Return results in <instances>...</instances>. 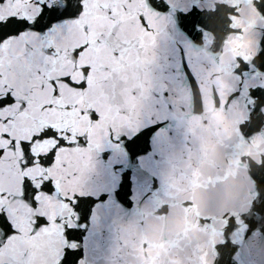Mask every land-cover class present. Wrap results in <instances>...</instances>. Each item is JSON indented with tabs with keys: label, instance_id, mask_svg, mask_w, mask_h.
I'll list each match as a JSON object with an SVG mask.
<instances>
[{
	"label": "snow or ice",
	"instance_id": "1",
	"mask_svg": "<svg viewBox=\"0 0 264 264\" xmlns=\"http://www.w3.org/2000/svg\"><path fill=\"white\" fill-rule=\"evenodd\" d=\"M256 7L264 16V0ZM93 12L96 29L84 23ZM223 26L209 0H0V264H90L80 231L88 198L126 195L109 181L121 163L153 139L169 146L154 121L176 119L180 88L163 74L170 31L200 42ZM235 75L220 106L230 117L242 106L239 149L264 139V32ZM248 179L246 203L221 214L211 264H241L245 241L264 236V158Z\"/></svg>",
	"mask_w": 264,
	"mask_h": 264
},
{
	"label": "water",
	"instance_id": "2",
	"mask_svg": "<svg viewBox=\"0 0 264 264\" xmlns=\"http://www.w3.org/2000/svg\"><path fill=\"white\" fill-rule=\"evenodd\" d=\"M209 3L221 10L220 34L188 42L183 34L169 33L163 74L180 88L172 93L176 119L154 121L160 125L161 142L169 143L166 152L153 139L146 151L129 154L109 178L116 190L123 184L126 195L110 193V205L108 197L88 198L82 220L86 227L80 231L90 264H199L201 251L210 254L211 264V246L223 239L221 214L246 203L248 169L264 158V139L236 149L242 106L234 107L230 117L220 105L237 84L238 61L256 54L264 16L256 7L260 0ZM101 21L93 12L84 23L96 29ZM109 155L100 154L101 165L108 164ZM240 261L264 264V236L245 241Z\"/></svg>",
	"mask_w": 264,
	"mask_h": 264
}]
</instances>
